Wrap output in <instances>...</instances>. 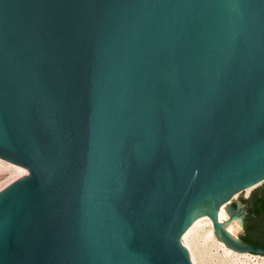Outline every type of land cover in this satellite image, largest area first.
Here are the masks:
<instances>
[{
    "label": "water",
    "instance_id": "obj_1",
    "mask_svg": "<svg viewBox=\"0 0 264 264\" xmlns=\"http://www.w3.org/2000/svg\"><path fill=\"white\" fill-rule=\"evenodd\" d=\"M0 159V264H192L202 216L264 256L225 228L264 182V0H0Z\"/></svg>",
    "mask_w": 264,
    "mask_h": 264
},
{
    "label": "rangeland",
    "instance_id": "obj_2",
    "mask_svg": "<svg viewBox=\"0 0 264 264\" xmlns=\"http://www.w3.org/2000/svg\"><path fill=\"white\" fill-rule=\"evenodd\" d=\"M11 164V163H10ZM0 190L15 179L24 175L26 169L9 165L7 167L0 166ZM19 167V168H16ZM264 191V182L252 187L235 196L234 200L239 203L253 194H261ZM233 235L238 237L241 226L236 222H232ZM186 243L195 264H264V256L249 254L247 257H238L227 252L220 246L216 238L212 234L207 221L200 222L186 237ZM251 255V256H250Z\"/></svg>",
    "mask_w": 264,
    "mask_h": 264
},
{
    "label": "flooded vegetation",
    "instance_id": "obj_3",
    "mask_svg": "<svg viewBox=\"0 0 264 264\" xmlns=\"http://www.w3.org/2000/svg\"><path fill=\"white\" fill-rule=\"evenodd\" d=\"M259 195L253 194L254 199L241 202V205L246 211L243 214L241 230L238 237L250 244L264 246V211H257L259 206L256 201Z\"/></svg>",
    "mask_w": 264,
    "mask_h": 264
},
{
    "label": "bare ground",
    "instance_id": "obj_4",
    "mask_svg": "<svg viewBox=\"0 0 264 264\" xmlns=\"http://www.w3.org/2000/svg\"><path fill=\"white\" fill-rule=\"evenodd\" d=\"M9 165H12V164H10V163H8V162H6V161H4V160H2V159H0V166H2V167H7V166H9ZM1 168V167H0ZM16 168H19V167H16ZM24 171V174H26L25 173V170H23ZM252 188V187H251ZM248 189H250V188H248ZM247 189V190H248ZM226 219V213H225V211H224V208L223 207H221L220 208V210H219V213H218V220L220 221V222H222V221H224ZM207 221V224L210 226V228H211V230H212V225H211V221H210V219L207 217V216H202V217H199L198 219H196L193 223H192V225L183 233V235H182V243L184 244V246L186 247V249H187V251H188V253H189V256H190V260H191V262H192V264H195L194 263V260H193V256H192V254H191V252H190V249L188 248V245H187V243H186V237L188 236V234L200 223V222H202V221ZM225 228H226V230H227V232L228 233H230L231 235H233V226L231 225V223H229L228 225H226L225 226ZM212 234H213V230H212ZM234 236V235H233ZM217 242L220 244V246L227 252V254H233V255H235V256H238V257H247L248 255L246 254V253H236V252H234V251H232V250H230V249H228V248H226L220 241H218L217 240Z\"/></svg>",
    "mask_w": 264,
    "mask_h": 264
},
{
    "label": "trees",
    "instance_id": "obj_5",
    "mask_svg": "<svg viewBox=\"0 0 264 264\" xmlns=\"http://www.w3.org/2000/svg\"><path fill=\"white\" fill-rule=\"evenodd\" d=\"M252 199H254V198H253V195H251L248 199H245L244 201H250V200H252ZM256 201H257V204H258V206H259V207L257 208V211H258V212H263V211H264V191H263L262 194L259 195V198L256 199Z\"/></svg>",
    "mask_w": 264,
    "mask_h": 264
},
{
    "label": "built area",
    "instance_id": "obj_6",
    "mask_svg": "<svg viewBox=\"0 0 264 264\" xmlns=\"http://www.w3.org/2000/svg\"><path fill=\"white\" fill-rule=\"evenodd\" d=\"M251 256V255H250Z\"/></svg>",
    "mask_w": 264,
    "mask_h": 264
}]
</instances>
